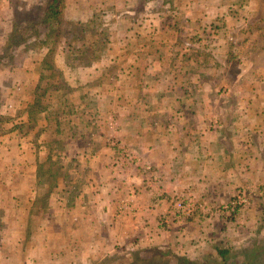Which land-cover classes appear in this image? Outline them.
Returning a JSON list of instances; mask_svg holds the SVG:
<instances>
[{
    "label": "rangeland",
    "instance_id": "rangeland-1",
    "mask_svg": "<svg viewBox=\"0 0 264 264\" xmlns=\"http://www.w3.org/2000/svg\"><path fill=\"white\" fill-rule=\"evenodd\" d=\"M35 1L38 5L27 6L26 0H9L10 9L5 16L11 21L14 19V22H11L9 29L4 28V35L0 36L1 260L8 258L7 255H16L17 247L12 246L16 242L30 248V240L23 237L21 225L29 219L27 209L30 210L33 198L28 197L30 195L19 186L17 176L28 173L29 183L34 184L35 172L41 170L45 176H49L50 170H56L59 180L65 183L69 180L71 184L77 173L75 170L69 172L66 166L69 161L63 157L67 154L69 157L71 154L77 155V151L82 153L81 172L86 176L84 183H88L82 188L92 190L90 185L97 181L94 171L102 170L98 179L104 184L106 200L109 201L113 190L115 198H119L113 215L111 210L109 212L110 217L122 221L131 216L134 220L140 219V223L145 217L137 216L135 203L143 197H151V205L161 213L155 225L156 230L143 225V222V227L138 230L150 231L157 238H162V243L155 241L151 247L140 249L141 243L129 246L123 244L125 241H120L118 250L108 252L109 255L105 253L106 256H100L98 262L93 260L95 258L81 261L84 256L80 254L72 260L67 248V252H59L61 256L52 253L58 262L134 264L132 253L136 252V256L141 258L150 255L147 253L155 248L161 249L166 255L193 258L204 255L207 250L212 254L213 246L220 243L230 247L235 244L244 246L250 241H263L264 184L259 188H248L243 182H238L231 197L217 204L210 203L212 200H202L183 189L166 191L161 178L165 173L153 164L148 151L134 148L133 139L148 130L152 134L151 141L166 140L168 134L162 132L167 133L170 127H192L197 120L193 116L191 118L190 114L182 115L181 111H206L209 106L204 105V97L214 103L216 110H220L225 102L229 109L234 107L241 110L236 102V98H240L236 93V84L243 80L246 94L252 77L251 67L264 68V0H218L227 6V9H223L226 11L225 17L216 16L215 0H196V6H189V13L188 4L178 0H138L137 8L126 10V22L115 23L107 17L102 19L104 15H100L101 27L93 29L89 26L90 29L76 25L62 14L59 24L51 29L50 37L46 36L48 31L42 27L38 28L37 39L32 38L25 44L22 41L10 43V34L29 39L30 12L34 13L32 15L37 14L39 20L44 16L41 11L47 0H31L30 4ZM46 49L50 53L47 56L42 53ZM96 61H101L102 65L99 66L109 70L102 87L106 95L112 97L113 93L121 94L120 102L116 104L119 108L106 102L98 111L92 107L93 101L86 102L83 97L79 98L84 81L76 83V76H82V68L89 70L88 67ZM136 64V95L131 103L133 108L129 109L127 100L130 99V86L122 83L115 88L114 84L118 85V82L113 79L118 77L122 81L128 80ZM65 65L71 66L72 70L66 71ZM139 69H143V73L146 71L149 77H141ZM24 70L32 73L36 71L35 80L38 78L36 81L29 80L31 85L26 89L19 80ZM34 86H40L36 89L37 94H34ZM67 88H72L73 92L71 89L67 92ZM70 93L76 94V97H70ZM167 98L169 103L176 98L174 105L180 102L177 103L180 117L166 118L161 111V102ZM35 100H38L37 104ZM228 100L232 103H228ZM26 106L29 108L26 109ZM130 115L134 117L130 119ZM25 117H28L27 122ZM212 120L215 129L223 125L218 116ZM134 127L138 131L137 135H132L131 129ZM40 128L50 130H45V135L40 137V134L35 133L40 132ZM173 136L176 140V136ZM71 139L76 140L75 149L65 148ZM35 141L42 147L39 155L34 152ZM78 145L81 147L79 150L76 149ZM182 154L183 151L180 152ZM102 157L105 164L97 167L93 162L103 160ZM183 157L190 161V150H186ZM36 158L42 165L40 170L35 169ZM8 159L11 160L10 170L5 166ZM174 165L177 170L183 166L178 164L177 157ZM173 169L176 171V167ZM241 170L238 165L233 169L225 168L222 173L233 179L240 177ZM116 183L122 188L121 194L115 190ZM46 193L43 191L42 194ZM236 196L244 204L236 206L234 211H226V203L233 201ZM44 202L41 201L42 206ZM31 217L34 216L30 215L29 226L33 223ZM35 217L39 218L36 222H40L47 216L40 214ZM28 235H32L31 230L27 231ZM138 236V233H129L127 242L134 243ZM23 240L26 243H22ZM18 253L24 254L20 250Z\"/></svg>",
    "mask_w": 264,
    "mask_h": 264
},
{
    "label": "crops",
    "instance_id": "crops-1",
    "mask_svg": "<svg viewBox=\"0 0 264 264\" xmlns=\"http://www.w3.org/2000/svg\"><path fill=\"white\" fill-rule=\"evenodd\" d=\"M30 1L26 0L27 6L37 4L36 1L30 4ZM178 1L188 4V13L189 6H196V0ZM215 1L217 2L214 7L216 16L225 17L226 11L223 9H227V6H224L218 0ZM225 3L227 2L225 1ZM137 4L138 0H64L62 14H64L63 17H67L76 25L80 24L82 27H92L94 29L98 26L101 27L99 25L101 22L100 15H104L102 19L107 17L108 20L115 21V23L128 21L126 10L137 8ZM252 4L254 5V3ZM9 5V0H0V7L2 8H0V36L4 35L3 29H9L11 22H14V19L11 21V18L7 19L5 16L8 8L10 9ZM218 7L220 8L219 11L222 12L217 10ZM209 8L213 7L209 6ZM183 9L185 8L183 7ZM129 20L131 21L132 18L129 17ZM42 53L47 56L49 50L46 49ZM99 65H102L101 61H96L91 67H88L89 70L82 68L84 72L82 76H76V83L79 80L84 81V84L80 88L82 94L78 93L79 98L83 97L86 102L87 100L93 101L92 107L98 111H100V108L106 102L114 104L115 108H119L116 104L120 102L121 94L120 92H116L115 94L113 93L114 96L112 95V97L106 95L102 87L104 88L106 75L109 73V70ZM137 67L138 64L134 65L132 74L128 80L122 81L118 77L115 78L117 81L113 79L114 82H118V85L114 84L115 88L117 86L120 87L122 83L130 86L128 90L130 99L127 100L126 96H124L125 100L130 104L129 109L133 108L131 103L133 96L136 95L134 85L135 80H138ZM65 70L71 71L72 68L65 65ZM139 71L141 77H149L146 71L143 73V69H139ZM250 72H252V77L249 81V90L245 89L247 91L246 94L243 89L245 87L243 80L241 83L236 84L238 86L236 93L240 97L239 99L236 98V102L239 103L241 110H236L234 107L229 109L227 102L221 105L220 110H216L213 107L214 103L212 104L208 97H204V105L209 106L206 111H193L191 113L181 111L182 115L190 114V117H194L191 118L197 120L194 121L192 127L188 125L170 127V129L166 130L167 133L165 131L162 132V134H168L167 139H160V141H151L152 137L150 136L152 134L148 130H145L141 134L143 137L141 135L134 136V148L138 147L145 152L148 151L149 158L153 164L165 173L161 178L163 180L162 187L166 191L172 192L173 190L183 189L184 192H192L194 196L202 200H212L210 203L215 202L217 204L220 201L225 202L231 197L233 188L238 182H243L246 185L245 187L248 188H259L264 184V68L252 69L251 67ZM36 76V71L32 73L30 70H24L22 79H20L21 77L19 78L22 87L24 89L29 88L31 85L29 80L33 79L36 81L38 79L35 80ZM67 85L70 87L69 84ZM39 87L36 86L35 88L34 86V94H37ZM69 89L73 92L72 88H67V92ZM239 89L240 91H238ZM75 95L70 93V97H76ZM175 99H172L171 103H169L168 98L161 102V111L165 113L166 118L180 117V111L177 108L179 106L177 103L180 102L177 101L174 105ZM228 103L231 104L232 101L228 100ZM28 108L29 106H26V109ZM37 113L38 115L40 114L39 112ZM216 116L221 118L223 124H220L217 129H215L213 125L214 120H212ZM129 117L132 119L134 116L130 115ZM24 119H26V122L28 121V117ZM40 129H42L40 132H35L36 135L40 134V137L44 136L47 130H50H46L45 128ZM131 131L132 135L138 134L135 127ZM173 134L176 136V140ZM75 141L71 139L67 144L68 146L64 147L75 149ZM33 145L35 154L36 152L38 155L41 154L42 147L39 142L35 141ZM80 148V145L76 147L77 150ZM186 150H190V161L183 157ZM181 151H183V156L180 155ZM77 153V155L71 154L70 157L69 154L65 155V157L62 156L67 159H65L67 162L69 161L66 164L69 172L71 173V171L75 170L77 173L76 179L71 184L69 180L66 183L59 180V172L56 170H50V175L45 176L40 170L42 165L37 158L35 159V169H39L40 171L35 172L33 176L34 184L29 183L28 173H22L17 176L19 178L17 180L19 186L25 190L27 195H30L28 197L33 198L30 201V210L27 209L29 219L21 225L23 227V237L25 236V240H30V248L19 245L16 242V244L12 245L17 247L16 255H7L8 258L3 260L0 258V264H14V262H18V264H65V260L58 262L57 257L53 258L54 254L52 253L67 252V248L70 250L72 260H74L75 255L78 256L80 254L84 256L81 258V261L86 262L87 259L95 258L93 260L98 262L100 256L105 255V253L109 255L110 253L108 252L118 250L120 241H125L123 244L129 246L141 243L140 249L141 247H151L155 241L162 243L160 240L162 238H157L155 235L149 233L150 231L143 232L138 230L139 227H143L141 225L142 222L143 225L151 226L153 230H156L155 225H157V220L161 213L151 205V197H143V199H139L135 203L137 205L134 211L137 212V216L144 215V221L139 223L140 219L134 220L131 216L125 217L122 221H118L112 216L111 218L109 212L111 210L113 215L119 198H115L113 190L109 201L106 200L105 193L103 192L104 184L98 179V176L103 173L102 170L94 171L97 181H93L95 184L89 183L92 190H84L82 188V186L88 183H84L86 176L83 171L81 172L83 160H81L80 156H82V153L80 151H77ZM176 157L178 164H183L178 170L177 166L174 165ZM102 159H98L96 162L92 160V162L97 167H103L105 159L103 157ZM9 161L11 160L8 159L5 163L7 170L11 168ZM54 164L52 163V165ZM238 165L240 170L242 169L239 174L240 177H233L231 179L230 175L222 173L223 169L224 171L225 168L233 169ZM174 167H176V171H174ZM176 185L177 187L174 188ZM115 190L117 194H121L122 188L120 184L116 183ZM43 191L47 193L42 194ZM22 196L23 198L25 197L24 195ZM42 200L45 201L44 207L41 205ZM40 207H43V209H39ZM40 214L47 216L45 220L40 221L41 223L36 222L39 218L35 217ZM30 215L35 217H31L33 220L31 226L28 225ZM28 230H31L32 235L27 236ZM129 233H138V240H135L132 244L127 242L129 240ZM24 242L23 240L22 243ZM62 249L64 251H61ZM18 250L24 254L18 253ZM84 252L87 253L83 254ZM59 255L61 256L60 253ZM72 264L74 263L72 262Z\"/></svg>",
    "mask_w": 264,
    "mask_h": 264
},
{
    "label": "trees",
    "instance_id": "trees-1",
    "mask_svg": "<svg viewBox=\"0 0 264 264\" xmlns=\"http://www.w3.org/2000/svg\"><path fill=\"white\" fill-rule=\"evenodd\" d=\"M43 12L44 16L39 20L36 15H32L30 12L29 23V39L26 37H15L10 34L8 41L10 43H21L25 44L26 41L37 39L38 28H42L48 31L47 37L51 35V29L59 24L64 6V0H47L44 3ZM55 32V31H53ZM54 39V37H53ZM17 43V44H18ZM9 45V43H8ZM10 46V45H9ZM51 52V51H50ZM50 54V53H49ZM48 54V55H49ZM36 104L38 100H35ZM39 112V111H37ZM1 119V118H0ZM263 243V245H262ZM213 246L211 253L209 250L204 251L205 254L193 258H187L186 256H173L171 254L166 255L161 249L155 248L147 253L148 256H136V252L132 253L134 256L132 260L134 264H264V246L263 241H250L244 246L239 245H227L222 244ZM218 259V260H217Z\"/></svg>",
    "mask_w": 264,
    "mask_h": 264
},
{
    "label": "built area",
    "instance_id": "built-area-1",
    "mask_svg": "<svg viewBox=\"0 0 264 264\" xmlns=\"http://www.w3.org/2000/svg\"><path fill=\"white\" fill-rule=\"evenodd\" d=\"M226 207L224 208L226 211H234L236 206L240 204H244V201L241 200V198L237 197L234 198L233 201L226 203ZM179 207V206H178ZM184 212V211H183ZM186 215H188V212H186Z\"/></svg>",
    "mask_w": 264,
    "mask_h": 264
}]
</instances>
